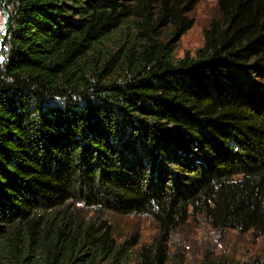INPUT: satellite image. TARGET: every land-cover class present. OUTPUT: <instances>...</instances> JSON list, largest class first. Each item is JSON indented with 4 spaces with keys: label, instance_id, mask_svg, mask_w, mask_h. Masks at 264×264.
Returning a JSON list of instances; mask_svg holds the SVG:
<instances>
[{
    "label": "trees",
    "instance_id": "1",
    "mask_svg": "<svg viewBox=\"0 0 264 264\" xmlns=\"http://www.w3.org/2000/svg\"><path fill=\"white\" fill-rule=\"evenodd\" d=\"M200 1L0 0V264H169L197 216L264 237V0H218L176 57Z\"/></svg>",
    "mask_w": 264,
    "mask_h": 264
},
{
    "label": "rangeland",
    "instance_id": "2",
    "mask_svg": "<svg viewBox=\"0 0 264 264\" xmlns=\"http://www.w3.org/2000/svg\"><path fill=\"white\" fill-rule=\"evenodd\" d=\"M187 1V0H184ZM218 0H201L186 15L194 21L177 44L175 55L194 54L204 44V32L219 17ZM5 27V16L0 11V35ZM171 28L161 30V41L170 39ZM89 216L92 212H88ZM118 242L136 243L139 249L153 242L158 233L157 223L147 216L105 214ZM169 264H203L206 256L214 264H258L264 260V237L233 230L218 232L212 229L203 216L192 218L185 226L175 230L169 242ZM128 264H134L133 261Z\"/></svg>",
    "mask_w": 264,
    "mask_h": 264
},
{
    "label": "water",
    "instance_id": "3",
    "mask_svg": "<svg viewBox=\"0 0 264 264\" xmlns=\"http://www.w3.org/2000/svg\"><path fill=\"white\" fill-rule=\"evenodd\" d=\"M2 11H3V14L5 16V27H4L3 34L0 35V43L4 42V40H5L6 36H7L8 30H9V14H8V11H7L5 5H4Z\"/></svg>",
    "mask_w": 264,
    "mask_h": 264
}]
</instances>
